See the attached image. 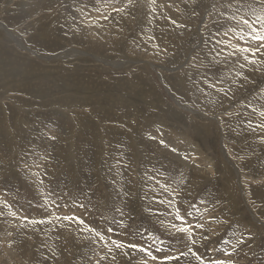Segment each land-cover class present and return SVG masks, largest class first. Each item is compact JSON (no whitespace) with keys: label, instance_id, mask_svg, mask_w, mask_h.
<instances>
[{"label":"rangeland","instance_id":"1","mask_svg":"<svg viewBox=\"0 0 264 264\" xmlns=\"http://www.w3.org/2000/svg\"><path fill=\"white\" fill-rule=\"evenodd\" d=\"M262 13L0 0V264H264Z\"/></svg>","mask_w":264,"mask_h":264},{"label":"snow or ice","instance_id":"2","mask_svg":"<svg viewBox=\"0 0 264 264\" xmlns=\"http://www.w3.org/2000/svg\"><path fill=\"white\" fill-rule=\"evenodd\" d=\"M153 3H155V0H152ZM129 3H131V0H129ZM115 11H123V9H114ZM107 17H105L106 19ZM232 19H235V17L233 16ZM259 21H260V27H254L247 19H243L241 18V22L248 25L249 28H251V31L248 33H242L240 36V39H244V36L247 35L248 37L251 38V40L253 41H257L259 42V47L256 48H251V47H238L236 50L240 53H251V57H255L256 54L258 52H261L262 49H264V13H262L259 16ZM173 23H175V21H173ZM245 60H247L250 64H257L260 63L261 61H258L256 59L250 58L248 55H245L244 57ZM239 75V73H238ZM262 116H264V112L261 113ZM260 127L264 128V124L260 125ZM53 139H55V137H53ZM10 207V206H9ZM12 215H15V213H12ZM27 219V218H24ZM63 219L65 220H72V219H77L79 220V218H74V217H63ZM177 219L181 220L182 222H184V217L179 215V209H177ZM33 224L36 223H44L45 221L40 220V221H30ZM79 222L81 224H83L84 222L82 220H79ZM186 223V222H185ZM123 226V225H122ZM171 227L173 229H175L178 232L181 233H187L189 236V239H191L193 232L192 229L188 226H181V227H177V225L172 224ZM196 227L200 228L203 227V225H196ZM111 231V229H109ZM89 231H95L94 229H89ZM96 236H99L101 239H103V236H101V234L99 232L95 233ZM153 239H155V237H153ZM191 242L193 244L196 243V241L194 239L191 240ZM243 241H241L242 243ZM112 244L118 248V249H124L125 247L128 248H133L136 249L138 248V245L135 244H130L125 246L122 242H118V241H112ZM140 251L146 252L147 255H151V252H149L147 249L144 248H140ZM109 251L111 252V248H109ZM189 253H191L193 256H195V258L200 261V264H205V261L203 259V257H201L198 253L194 252L191 248L188 250V252H182L180 253L179 256H168L165 258L166 261H171V260H179L181 256H187L189 255ZM106 258V257H105ZM113 259H115V257H113ZM153 259H155V257H153ZM97 264H99V261H97ZM210 264H231V262L227 261V260H222V259H217V260H213L210 262Z\"/></svg>","mask_w":264,"mask_h":264},{"label":"bare ground","instance_id":"3","mask_svg":"<svg viewBox=\"0 0 264 264\" xmlns=\"http://www.w3.org/2000/svg\"><path fill=\"white\" fill-rule=\"evenodd\" d=\"M199 39V38H198ZM159 42V41H158ZM158 46V45H157ZM24 47H25V45H24ZM27 48V47H26ZM49 55V54H48ZM43 58V57H42ZM45 58V57H44ZM52 58V57H51ZM46 59V58H45ZM50 60V59H49ZM188 108V107H187ZM199 117V116H198ZM229 154V153H228ZM241 180V179H240ZM141 259V258H140Z\"/></svg>","mask_w":264,"mask_h":264}]
</instances>
